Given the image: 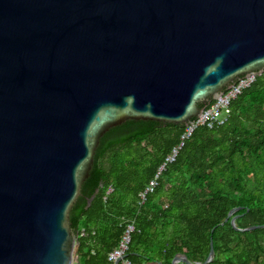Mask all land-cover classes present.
Instances as JSON below:
<instances>
[{
    "label": "water",
    "instance_id": "1",
    "mask_svg": "<svg viewBox=\"0 0 264 264\" xmlns=\"http://www.w3.org/2000/svg\"><path fill=\"white\" fill-rule=\"evenodd\" d=\"M257 73L264 0H0V264H74L70 213L101 138L187 126ZM215 257L212 241L204 262L172 264Z\"/></svg>",
    "mask_w": 264,
    "mask_h": 264
},
{
    "label": "trees",
    "instance_id": "2",
    "mask_svg": "<svg viewBox=\"0 0 264 264\" xmlns=\"http://www.w3.org/2000/svg\"><path fill=\"white\" fill-rule=\"evenodd\" d=\"M185 129V124L128 120L101 138L70 213L79 241L75 264H113L109 253L133 221L134 264H172L179 253L204 262L212 241L211 264H264V228L241 232L231 223L238 216L239 228L264 225V76L232 102L224 125L195 131L140 205V193ZM110 186L114 191L108 195Z\"/></svg>",
    "mask_w": 264,
    "mask_h": 264
},
{
    "label": "built area",
    "instance_id": "3",
    "mask_svg": "<svg viewBox=\"0 0 264 264\" xmlns=\"http://www.w3.org/2000/svg\"><path fill=\"white\" fill-rule=\"evenodd\" d=\"M261 76L262 73L253 74L237 79L236 83L225 91L218 99L205 107L204 113L201 117L195 118L189 125L186 126L185 133L181 137V142L176 146L172 152L166 158L164 164L160 167L156 177L150 183V185L140 193V205H145L149 192L158 187L162 172L166 167L175 162L179 155L180 150L184 147L185 142L189 140L195 131L202 127L207 126L209 129H214L218 126L224 125L231 115V104L236 100L246 89L250 88L252 84ZM114 191L110 186L107 190V194H111ZM136 231L134 221L127 225L126 231L122 236L119 246L109 253L108 259L113 264L120 260V264H134L130 258V247L132 242V234Z\"/></svg>",
    "mask_w": 264,
    "mask_h": 264
},
{
    "label": "crops",
    "instance_id": "4",
    "mask_svg": "<svg viewBox=\"0 0 264 264\" xmlns=\"http://www.w3.org/2000/svg\"><path fill=\"white\" fill-rule=\"evenodd\" d=\"M77 261H78V257H77ZM77 261H76V262H77ZM144 264H158V263H154V262L146 263V262H145Z\"/></svg>",
    "mask_w": 264,
    "mask_h": 264
},
{
    "label": "rangeland",
    "instance_id": "5",
    "mask_svg": "<svg viewBox=\"0 0 264 264\" xmlns=\"http://www.w3.org/2000/svg\"><path fill=\"white\" fill-rule=\"evenodd\" d=\"M76 261H77V256H76V254H75V261H74V264L76 263Z\"/></svg>",
    "mask_w": 264,
    "mask_h": 264
}]
</instances>
